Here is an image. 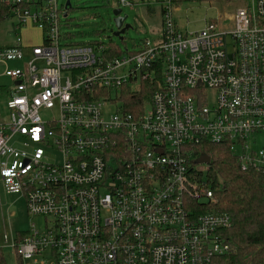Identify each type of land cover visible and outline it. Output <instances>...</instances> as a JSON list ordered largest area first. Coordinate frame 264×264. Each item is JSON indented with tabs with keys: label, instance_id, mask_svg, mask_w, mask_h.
Here are the masks:
<instances>
[{
	"label": "built area",
	"instance_id": "built-area-1",
	"mask_svg": "<svg viewBox=\"0 0 264 264\" xmlns=\"http://www.w3.org/2000/svg\"><path fill=\"white\" fill-rule=\"evenodd\" d=\"M0 1L15 37L0 49L11 83L0 193L21 196L27 216L44 219L43 231L31 224L11 239L17 264H227L231 220L206 211L210 163L195 161L219 146L264 178V0H154L157 40L120 51L67 43L68 9L57 0ZM184 1L237 7L183 34L173 13ZM26 27L40 32V47L23 46ZM24 51L31 60L8 69ZM141 82L158 88L136 113L123 110L118 98Z\"/></svg>",
	"mask_w": 264,
	"mask_h": 264
},
{
	"label": "rangeland",
	"instance_id": "rangeland-1",
	"mask_svg": "<svg viewBox=\"0 0 264 264\" xmlns=\"http://www.w3.org/2000/svg\"><path fill=\"white\" fill-rule=\"evenodd\" d=\"M128 1V0H127ZM132 3V9L124 7L121 9V15L126 16L125 24L129 30L120 38L114 37L115 32L113 24L112 11L116 8L115 0H57L59 8H64L68 2L66 17L61 16L60 32L67 43L72 44H102L103 47L113 46L121 50H132V48L141 41H156L153 33L158 31L160 23L159 9L154 0H129ZM237 6L223 7L222 3L217 4L215 8L204 2L184 1L177 6V12L173 13V18L181 33L200 32L205 24L222 15L225 12L232 13ZM12 20H3L0 22V45L10 43L14 38L12 31ZM22 43L29 47H40L42 39L37 29L29 27L23 29L21 33ZM122 39V40H120ZM31 60L29 53H25L23 60L19 62H8V69H20L23 64ZM4 66H0V118L8 112L4 104L7 99V90L11 87L8 78L2 75ZM213 101L211 94L207 102L210 108ZM257 147H264V136L259 138ZM47 159L52 161L58 159L54 154H47ZM205 171V167L203 168ZM0 213L3 215V221L0 217V246L2 247V259L4 264H17L13 250L11 248V239L16 235L26 232L33 224L38 231L44 229V219L42 217H29L25 212V202L21 196L6 195L0 193ZM7 236V241L3 239Z\"/></svg>",
	"mask_w": 264,
	"mask_h": 264
},
{
	"label": "trees",
	"instance_id": "trees-1",
	"mask_svg": "<svg viewBox=\"0 0 264 264\" xmlns=\"http://www.w3.org/2000/svg\"><path fill=\"white\" fill-rule=\"evenodd\" d=\"M8 15V9L0 1V22L8 19ZM152 75L153 84L162 82L158 71H153ZM157 88L141 82L138 90L123 92L118 100L123 102V110L136 113V108ZM199 151L210 158L206 177L214 202L206 211L227 215L231 220V227L225 233L231 245L227 264H264L263 176L252 171L242 172L235 158L223 147H206Z\"/></svg>",
	"mask_w": 264,
	"mask_h": 264
},
{
	"label": "water",
	"instance_id": "water-1",
	"mask_svg": "<svg viewBox=\"0 0 264 264\" xmlns=\"http://www.w3.org/2000/svg\"><path fill=\"white\" fill-rule=\"evenodd\" d=\"M64 7L66 9L70 8L69 3L67 2L64 5ZM112 15H113V24L115 28V32L112 33V35L114 37L120 38V36L124 35L130 29L128 25H123L127 17L122 16L121 10L118 8H115L112 11ZM209 163H210L209 159L204 155L200 156V158L195 161V164H209Z\"/></svg>",
	"mask_w": 264,
	"mask_h": 264
},
{
	"label": "crops",
	"instance_id": "crops-1",
	"mask_svg": "<svg viewBox=\"0 0 264 264\" xmlns=\"http://www.w3.org/2000/svg\"><path fill=\"white\" fill-rule=\"evenodd\" d=\"M7 20V19H6ZM8 20H9V18H8ZM12 26V31H13V24L11 25ZM27 28H29V27H26V28H23V29H27ZM22 29V30H23ZM22 30L19 32V35H20V37H21V33H22ZM40 33V32H39ZM14 34V33H13ZM40 36H41V34H40ZM15 37L11 40V42L10 43H4V44H2V45H0V49H4V48H11L12 46H14V43H15ZM22 40V39H21ZM23 44V43H22ZM23 46L24 47H29L28 45H25V44H23ZM0 66H2L1 64H0Z\"/></svg>",
	"mask_w": 264,
	"mask_h": 264
},
{
	"label": "flooded vegetation",
	"instance_id": "flooded-vegetation-1",
	"mask_svg": "<svg viewBox=\"0 0 264 264\" xmlns=\"http://www.w3.org/2000/svg\"><path fill=\"white\" fill-rule=\"evenodd\" d=\"M123 25H126V24H125V22H124V24H123Z\"/></svg>",
	"mask_w": 264,
	"mask_h": 264
}]
</instances>
